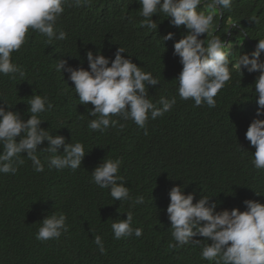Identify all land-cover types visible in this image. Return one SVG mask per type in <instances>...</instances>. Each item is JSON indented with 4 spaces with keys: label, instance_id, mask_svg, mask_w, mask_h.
I'll list each match as a JSON object with an SVG mask.
<instances>
[{
    "label": "trees",
    "instance_id": "16d2710c",
    "mask_svg": "<svg viewBox=\"0 0 264 264\" xmlns=\"http://www.w3.org/2000/svg\"><path fill=\"white\" fill-rule=\"evenodd\" d=\"M140 7L137 0L64 5L57 28L67 38L49 43L47 37L30 30L27 42L11 57L24 77L0 75V100L10 108L5 106L6 111L19 112L26 120L31 115L27 103L33 92L47 96L53 108L40 114L45 121L41 127L54 137L63 136L67 143H82L86 153L76 171L49 169L46 160L52 153L38 152L45 164L43 173L35 172L23 153L25 163L15 175L0 174V264H212L200 258L207 241L169 249V243H175L166 213L170 189L182 186L185 195L196 193L194 203L200 194L212 197L217 211H245V200L264 204V171L254 167L255 148L245 138L258 109L253 85L259 72L242 69L241 74L235 67L239 54L252 53L258 39H264V0H232L230 9L216 12L211 34L200 37L207 42L219 36L233 43L231 78L214 98V108L206 104L195 107L193 100L178 96L174 80L182 65L173 55V46L185 29L172 27L163 13L153 16L157 30L141 27ZM197 11L207 14L203 5ZM256 19L259 23L253 21ZM169 32L174 39L163 42L161 38ZM242 32L247 36L243 38ZM118 47L126 50L125 58L131 56L133 63L160 81L148 88L153 103L161 96L177 98L171 111L147 122L148 135L119 116L112 119L124 124L123 129L90 131L88 122L96 117L88 116L87 109L93 106L80 104L68 74L56 71L60 59L90 70L86 51L114 59ZM260 60L264 61V52ZM40 147H48L47 142ZM59 153L63 154V147ZM105 158L122 160L119 175L133 199L144 197L143 204L131 207V201H114L109 189L91 182V172ZM129 210L133 212L132 227L142 228L143 234L114 240L111 223L125 220ZM52 212L67 216L69 231L58 241H37L39 222ZM95 235L103 238L105 255L93 243Z\"/></svg>",
    "mask_w": 264,
    "mask_h": 264
},
{
    "label": "clouds",
    "instance_id": "9594fccd",
    "mask_svg": "<svg viewBox=\"0 0 264 264\" xmlns=\"http://www.w3.org/2000/svg\"><path fill=\"white\" fill-rule=\"evenodd\" d=\"M140 4L139 14L141 27L157 30L158 24L153 20L157 13L168 17L172 27H183L185 32L174 42L173 55L179 57L182 69L174 80L178 82V96L181 100L194 101L195 107L206 104L210 108L216 106L214 99L225 84L230 80L229 56L233 53L232 41L213 36L211 39H200L209 36L217 11L230 9L232 0H137ZM90 0H0V75L19 74L24 71L12 62V53L18 52L27 42L30 30L53 40L63 41L67 33L57 28V22L64 12V5L81 7ZM203 5L205 11H197ZM259 23V20H253ZM233 25L232 27H235ZM243 38L247 36L242 32ZM163 42L173 40L174 33L169 32L162 38ZM264 52V39H258L255 51L239 54L235 67L242 74V69L249 73L259 72L253 85L255 97H258V109L255 117L247 128L245 138L255 148L252 163L257 170L264 171V61L260 60ZM123 47H118L114 59L103 54L86 51L85 57L90 70L72 67L65 59L57 60L56 71L67 73L74 84V91L82 105L91 104L87 109L88 116L96 117L88 122L92 132L104 133L109 127L119 126L113 116L124 121L131 120L138 128L144 129L148 135L147 122L156 120L171 111L177 103L176 96H161L153 103L149 98V86L160 85L151 72H145L132 62L131 56L125 58ZM251 57V58H250ZM110 65V66H109ZM0 174L15 175L19 166L25 163L23 153L31 161L33 170L43 173L38 152L52 153L46 160L49 169L76 171L82 165L86 153L80 142L67 143L63 136H53L41 127L45 122L40 114L53 108L47 96L33 92L28 98L30 118L22 119L19 112L6 111L9 106L0 100ZM10 109V108H9ZM83 116V115H81ZM70 130V129H69ZM71 131V130H70ZM19 138V139H18ZM47 142L48 147L40 146ZM63 147V154L59 149ZM241 149V148H240ZM122 160L104 159L92 172L91 182L100 189H109L114 201H131V207L144 203L143 196L134 199L124 178L119 175ZM256 193V192H255ZM257 196H259L256 193ZM169 204L166 209L170 221L171 237L175 243H169V249L185 245H201L200 258L212 264H264V204L245 200V211L239 208L217 211L218 204L212 197L201 196L194 203L196 193L184 194V187L174 186L170 189ZM125 220L111 223L114 240L132 237L140 238L142 228H133V212H126ZM67 216L63 212H52L41 222L35 233L40 242L59 240L69 231ZM202 237L203 240L194 239ZM93 243L100 254L107 250L103 238L95 235Z\"/></svg>",
    "mask_w": 264,
    "mask_h": 264
}]
</instances>
